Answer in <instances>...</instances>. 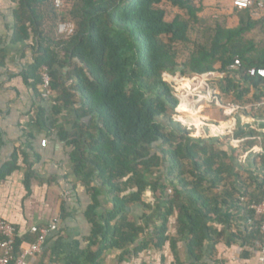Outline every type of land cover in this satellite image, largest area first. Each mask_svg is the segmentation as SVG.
<instances>
[{"label":"trees","instance_id":"1","mask_svg":"<svg viewBox=\"0 0 264 264\" xmlns=\"http://www.w3.org/2000/svg\"><path fill=\"white\" fill-rule=\"evenodd\" d=\"M12 2L8 44H25L31 54L24 82L30 81L37 99L52 101L53 115H71L57 133L89 197L86 264H100L109 249L121 251L124 260L168 247L173 264H220L217 246L239 245L244 257L256 250L264 236L250 205L264 201V78L248 69L264 67V46L248 35L255 29L264 35V7L259 18L252 16L255 8L235 7L238 24L227 26L199 15L203 0H69L67 8H57L55 0ZM164 3L184 15L167 20ZM60 23L73 32L60 34ZM5 41L0 38V68ZM236 57L241 66L232 70ZM43 66L51 78L47 99ZM208 72L221 75V105L238 104L262 123L237 124L224 136L185 126L168 76ZM44 114L40 105V126ZM16 169L15 151L0 167V182ZM33 177L27 163L26 189ZM147 189L161 208L151 230L139 223L146 213L129 212L135 205L153 207L142 201ZM37 238L17 234L14 256ZM179 243L187 262L180 261Z\"/></svg>","mask_w":264,"mask_h":264},{"label":"crops","instance_id":"2","mask_svg":"<svg viewBox=\"0 0 264 264\" xmlns=\"http://www.w3.org/2000/svg\"><path fill=\"white\" fill-rule=\"evenodd\" d=\"M13 6L12 0H0V38L6 40L5 63L0 68V167L16 151L18 169L0 182V217L12 223L21 237L30 233L31 226L55 224L56 229L49 230L45 235L41 252L35 258H29L32 264H86V237L90 226L84 217V210L89 197L81 184V176L75 172L71 162L70 148L57 133L58 126H68L71 115L67 112L53 115L52 101L37 99L30 81L24 82L21 72L31 61L30 49L25 44L9 45L7 41L13 22ZM232 7L230 21L236 26L239 18L232 14L235 8ZM261 14L253 18H259ZM175 77L176 83L184 81L191 87L186 91L181 89L187 97L178 96L179 119L185 126L213 128L216 135L224 136L231 133L237 124L256 127L262 123L252 112L242 110L228 115L215 104L210 90L203 88L204 92L197 93L194 83L205 82L206 77L193 75L185 78L178 74ZM213 94H219L218 88ZM212 102L218 111L212 110ZM40 105L45 108L44 126L37 124V108ZM27 163L34 171L29 189L24 184ZM142 201L153 207L147 210L135 205L129 212L134 217L146 213L147 218L139 223L146 230H151L159 222L161 208L154 204L153 193L149 189L143 193ZM178 248L180 261H189L184 244L179 243ZM216 249L220 264H261L257 251H250L249 256L244 257L239 245L230 248L217 246ZM120 257L121 251L109 249L101 257L100 264H173L168 247L162 251L148 249L139 257L131 254L125 255L124 260Z\"/></svg>","mask_w":264,"mask_h":264},{"label":"built area","instance_id":"3","mask_svg":"<svg viewBox=\"0 0 264 264\" xmlns=\"http://www.w3.org/2000/svg\"><path fill=\"white\" fill-rule=\"evenodd\" d=\"M231 2L234 7H237L239 9L255 8L252 13V16L255 17L259 15L260 11H262L264 7V3L262 1L257 0H231ZM55 6L57 8H62L63 1L55 0ZM58 32L67 36L73 32V26L67 23H60ZM240 66V60L236 57L233 63L230 64L229 68L232 70H236ZM214 74L215 72H208L198 76L207 77L214 76ZM248 74L252 77L264 78V67H251L248 69ZM41 80L42 97L47 99L52 94V90L50 88L51 78L46 66H43L41 69ZM212 99L215 101V104L222 107L224 112L228 115L235 114L243 110V107L238 104H228L225 106L221 105L218 100V97L215 94H213ZM262 121L264 122V120ZM250 208L255 210V214L260 218V231L264 236V201L258 204L252 203L250 205ZM53 229H56L55 224L44 227L31 226L29 232L38 234L37 240L31 244L22 245L19 248L18 254L14 256V245L17 236V229L12 223L0 217V264H32L29 258H35V256L41 252L42 243L45 235L49 230ZM256 247V250L252 248H249L248 250L252 252L257 251L259 254V261L261 264H263L264 237L261 242H257Z\"/></svg>","mask_w":264,"mask_h":264},{"label":"rangeland","instance_id":"4","mask_svg":"<svg viewBox=\"0 0 264 264\" xmlns=\"http://www.w3.org/2000/svg\"><path fill=\"white\" fill-rule=\"evenodd\" d=\"M68 1L69 0H63V2H64L63 5L64 4H68ZM262 1L264 3V0H262ZM203 3H204V8H203L202 12L199 15H201L202 17H206V18L207 17L208 18H210V17L212 18V16L213 17H217V19H219L220 21L225 22L227 26H234V22L230 21V16H229L230 15L229 11L231 10V8H233L231 0H203ZM65 7L67 8L68 6L64 5L63 8H65ZM163 8L167 12V16H166L167 20H171L177 14L184 15L183 11H181V10H179L177 8H173L172 6H170L169 4H166V3L163 4ZM232 14L234 15V17L236 16L235 18H237V15L235 13H232ZM248 36L250 38H253L256 42L259 41L264 46V35L259 31V29L253 30ZM176 75L177 74L172 75V76L169 75L168 77H171L169 80L177 88L176 95L180 96V98L181 97L184 98L183 97V93H185V92L182 91L181 89L186 91V90L190 89L191 87L189 88V86L184 81L176 83L175 82L176 81L175 80L176 79V77H175ZM172 78L174 80H172ZM206 78L207 79H205L206 80L205 82H206L207 85L203 84L202 86L193 87V88L199 94H200V92H204L202 90L203 88L206 89V90H210V93H212L211 97H213V92L217 90L218 85H219V83L222 80L221 75L219 73L215 72L214 76H207ZM218 91H219V89H218ZM211 105L213 106L212 110H217L216 108H218L217 106H219V105L215 106V104H213V102H212ZM190 121L192 122L193 120L190 119ZM210 123H213V122H210ZM213 124H216V123H213Z\"/></svg>","mask_w":264,"mask_h":264},{"label":"bare ground","instance_id":"5","mask_svg":"<svg viewBox=\"0 0 264 264\" xmlns=\"http://www.w3.org/2000/svg\"><path fill=\"white\" fill-rule=\"evenodd\" d=\"M202 85H203V83H196V84L194 83L193 86H195V87H199V86H202ZM184 95L186 96L187 94H183V96H184ZM179 97H180V96H179ZM186 97H187V96H186ZM186 97H185V98H186ZM183 100H184V99H183ZM183 104H185V102H183Z\"/></svg>","mask_w":264,"mask_h":264}]
</instances>
